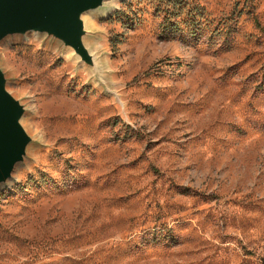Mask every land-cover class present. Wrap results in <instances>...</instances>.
<instances>
[{
  "label": "rangeland",
  "instance_id": "1",
  "mask_svg": "<svg viewBox=\"0 0 264 264\" xmlns=\"http://www.w3.org/2000/svg\"><path fill=\"white\" fill-rule=\"evenodd\" d=\"M186 1L203 21L175 32L159 0L86 16L95 72L44 37L0 45L32 138L0 264H264V0Z\"/></svg>",
  "mask_w": 264,
  "mask_h": 264
},
{
  "label": "water",
  "instance_id": "2",
  "mask_svg": "<svg viewBox=\"0 0 264 264\" xmlns=\"http://www.w3.org/2000/svg\"><path fill=\"white\" fill-rule=\"evenodd\" d=\"M111 0H0V45L11 38L44 37L72 52L93 72L98 62L86 46V16L108 11ZM25 107L7 88L0 67V187L23 164L32 138L23 127Z\"/></svg>",
  "mask_w": 264,
  "mask_h": 264
},
{
  "label": "trees",
  "instance_id": "3",
  "mask_svg": "<svg viewBox=\"0 0 264 264\" xmlns=\"http://www.w3.org/2000/svg\"><path fill=\"white\" fill-rule=\"evenodd\" d=\"M160 4L164 6V13L166 15L163 17L164 22L161 24V27L164 30L178 31V23L183 22L190 27H195L199 22L196 15H199L201 21L204 18V9L199 6H193L192 3L187 2L186 0H159ZM158 12L160 9H157ZM205 27L208 26L209 20L205 19V22L202 23ZM199 29V27H198ZM190 30V28H188ZM199 34L195 30L190 31V36L199 37Z\"/></svg>",
  "mask_w": 264,
  "mask_h": 264
},
{
  "label": "bare ground",
  "instance_id": "4",
  "mask_svg": "<svg viewBox=\"0 0 264 264\" xmlns=\"http://www.w3.org/2000/svg\"><path fill=\"white\" fill-rule=\"evenodd\" d=\"M114 2H116V0H113Z\"/></svg>",
  "mask_w": 264,
  "mask_h": 264
}]
</instances>
